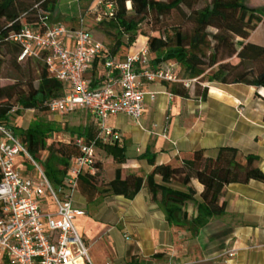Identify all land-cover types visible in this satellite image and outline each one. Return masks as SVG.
Here are the masks:
<instances>
[{
    "label": "trees",
    "instance_id": "trees-1",
    "mask_svg": "<svg viewBox=\"0 0 264 264\" xmlns=\"http://www.w3.org/2000/svg\"><path fill=\"white\" fill-rule=\"evenodd\" d=\"M200 1L203 0H102V7L112 5V16L97 21V13H94L93 21L95 28L104 35L113 36L114 45L107 54L114 56L121 47L129 48L134 44L141 35V24L157 23L177 12L182 22L164 30L153 29L151 34L144 35L153 66L176 65L183 69L181 79L190 80L188 86L179 82H162L166 92L184 99L205 100L207 88L202 86L204 83L242 84L255 88V96L264 100V46L250 41L258 25H264V7L249 8L245 0H210L196 8ZM55 3L56 0H0V56L8 57L20 69L17 61L21 47L9 39L10 34L21 24L42 29L41 20L50 16ZM185 22L192 25L189 31L184 30ZM96 40L106 47L104 41ZM43 58L44 54L38 59L24 60L26 66L19 78L11 84H0L1 123L9 124L15 105L24 110L49 111L47 101L65 94V85L50 75ZM233 59L237 61L234 63ZM13 129L32 157L40 160L46 176L55 186L80 154L76 136L91 144L98 134L97 127L85 126L69 131L73 136L70 143L55 145L48 144L47 140L52 133L62 129L53 124L33 122L26 130ZM105 151L111 153L118 163L124 160V149L116 144L108 146ZM257 161L258 156L242 155L230 146L219 147L214 157L199 149L178 166L156 164L155 157H148L152 166L148 174L116 168L114 177L105 181L100 177L101 164L95 159V173L85 171L81 175L77 193L86 203L94 204L113 196L132 200L144 187L169 226L182 228L196 237L213 218L225 214L226 202H221V198L228 185L250 181L264 183V172L256 165ZM32 173L27 170L24 175L31 176ZM194 181L202 186L199 200H196ZM189 203L195 206L193 216L186 209Z\"/></svg>",
    "mask_w": 264,
    "mask_h": 264
},
{
    "label": "crops",
    "instance_id": "crops-1",
    "mask_svg": "<svg viewBox=\"0 0 264 264\" xmlns=\"http://www.w3.org/2000/svg\"><path fill=\"white\" fill-rule=\"evenodd\" d=\"M75 1L73 11L66 5L58 8L55 3L49 24L59 22L68 29H76L83 16L84 27L92 32L95 40L103 38L105 45H109L105 48L110 52L114 45L113 36L104 35L95 28L93 21V10L98 4L95 6V0ZM261 7L264 4L255 8ZM261 29H264L262 24L258 25L250 40ZM146 44L147 39L145 42V38L138 37L132 46L121 47L109 57L121 61L123 55L135 53ZM151 66L160 67L152 63ZM105 72L102 58H96L84 77L92 89H99ZM142 88L158 92V95L154 100L146 101L141 120L136 123L124 114L110 116L125 120V123L122 120L108 126L120 133V141L95 144V148L99 147L102 152L115 144L124 149L121 163L107 162L95 150L96 160L102 167V179L111 180L116 168L148 174L152 170L148 157H155L156 164L178 166L193 151L203 149L207 156L214 157L217 149L223 146L234 147L242 155L258 156L256 165L264 172V100L255 96V88L215 83L209 86L205 100L176 96L170 99L161 83L144 82ZM193 184L197 190L196 200H199L202 186L196 181ZM222 201L226 202L225 214L213 218L196 237L184 229L169 226L144 187L132 200L113 196L103 199L101 204L105 205L106 213L119 212V219L134 226L139 236L146 239L130 245L128 254L134 261L143 256L148 262L162 260L166 264H264V183L230 184L223 192ZM87 204L77 193L75 207L84 211L83 206ZM186 209L190 216L195 215L193 204H187ZM177 246H181V250ZM160 252L165 253L164 256H156Z\"/></svg>",
    "mask_w": 264,
    "mask_h": 264
},
{
    "label": "built area",
    "instance_id": "built-area-1",
    "mask_svg": "<svg viewBox=\"0 0 264 264\" xmlns=\"http://www.w3.org/2000/svg\"><path fill=\"white\" fill-rule=\"evenodd\" d=\"M98 7L93 10L97 21L112 16L111 4L102 7L99 1ZM41 25L42 29L21 24L10 34L9 39L21 47L18 61L44 54L48 72L67 89L63 96L47 101L48 110L61 115L85 111L95 121L98 134L91 144L76 138L80 154L55 186L13 127L0 122V264H92L74 226L76 217L84 215L75 207V196L81 175L95 173V144L121 139L116 129L105 125L106 119L124 114L138 123L146 101L158 95L143 89L144 82L188 86L190 80L178 78L171 69L152 67L147 44L121 61L113 60L84 27L83 16L76 29L59 22L49 24V15L42 18ZM96 58H102L106 72L101 88L92 89L84 74ZM26 163L33 169L31 176L21 175Z\"/></svg>",
    "mask_w": 264,
    "mask_h": 264
},
{
    "label": "rangeland",
    "instance_id": "rangeland-1",
    "mask_svg": "<svg viewBox=\"0 0 264 264\" xmlns=\"http://www.w3.org/2000/svg\"><path fill=\"white\" fill-rule=\"evenodd\" d=\"M209 2L210 0L200 1L196 5V8H200L205 4H208ZM98 3L99 0H95V6ZM244 3L249 8H255L264 4V0H245ZM56 4L58 5V8L59 6L62 7L63 5H66L67 7H70L72 9L71 11H73L76 1L57 0ZM183 10L184 12H187L186 9L183 8ZM182 21L183 19L181 18V16L177 12H174L166 17H163L160 22L154 23L153 21L143 23L140 25L141 35L139 36V38H145L146 42L147 37L144 35L151 34L153 29L160 28L164 30ZM191 27V23H184L185 31H189ZM100 40L104 41L103 38H100ZM250 41L264 46V29H261L257 33H255L253 36V40ZM106 46L109 45L106 44ZM236 61L237 60L235 59L232 60V62L234 63ZM17 62L20 66V69H18V67H15L8 57L5 58L0 56L1 85L11 84L15 81L16 78H19L20 73H22V71L25 69L26 61ZM160 67L164 69H171V71L176 74L178 78H181L183 76V69L176 65L166 63L165 65H160ZM215 83L216 82L204 83L202 86L206 87L208 92L209 86L214 85ZM190 89H192V86L190 87ZM126 120L131 122L129 118H127ZM117 121H122V123H125L124 118L121 119L120 117V119H114L113 117H108L105 121V125L113 126L114 124H117ZM33 122L53 124L55 128L62 129L61 131L52 133L51 137L47 140L48 144L54 143L55 145H59L61 143H70L73 139V136L69 131H75L85 126H91L92 128L96 127L93 118L85 111H74L68 114L61 115L58 113H52L50 111L40 112L33 110H24L17 105L14 106L9 118V124L12 127L26 130L28 126ZM95 150L105 161L117 162V160L111 153H108L106 151L102 152L99 147H96ZM40 154L41 156H45L43 153ZM35 160L39 165H41L40 160H38L37 158ZM27 166L32 172L33 169L31 168L29 163L23 164L20 170L22 176H24L26 170H28ZM101 201L102 200L96 202V204L90 203L86 206H83L84 215L77 217L74 221V226L86 245L87 254L92 264H135L134 262L138 264H166V262L162 260L160 262L158 260H155V262H148L149 260H147L143 256H139V259L134 261L128 254L130 245L135 244V241H139L142 243L146 239L142 235L139 236V233L134 226L127 224L124 220H120L119 212L106 213L104 211L106 207L105 205L101 204ZM126 236H128L129 239H125ZM177 247L181 250V246ZM170 250L172 251V249ZM164 254L165 253H159L158 257H162L164 256Z\"/></svg>",
    "mask_w": 264,
    "mask_h": 264
}]
</instances>
